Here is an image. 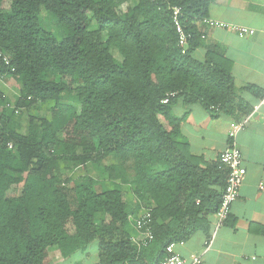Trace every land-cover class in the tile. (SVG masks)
<instances>
[{
  "label": "trees",
  "instance_id": "obj_1",
  "mask_svg": "<svg viewBox=\"0 0 264 264\" xmlns=\"http://www.w3.org/2000/svg\"><path fill=\"white\" fill-rule=\"evenodd\" d=\"M210 2L0 0V76L17 86L12 103L0 91V264H57L92 241L97 264H158L168 244L195 231L210 237L208 217L219 208L226 173L178 139L186 113L176 117L172 106L198 103L213 118L251 111L217 47L201 60L194 55L196 21L207 17ZM175 7L191 33L184 52ZM33 106L44 113L29 117L21 134L22 114ZM106 157L102 183L86 170L70 177L60 167L65 158L76 167ZM117 179L132 185L135 205ZM141 201L151 215L146 246L130 221Z\"/></svg>",
  "mask_w": 264,
  "mask_h": 264
},
{
  "label": "crops",
  "instance_id": "obj_2",
  "mask_svg": "<svg viewBox=\"0 0 264 264\" xmlns=\"http://www.w3.org/2000/svg\"><path fill=\"white\" fill-rule=\"evenodd\" d=\"M207 17L255 31L240 38L230 29L198 25L201 45L194 51L201 60L207 47L219 49L231 63L235 93L251 111L243 117L238 112H220L213 118L200 104L185 108L178 99L173 114L186 113L178 139L205 164H215L230 141L232 125L244 120L235 142L246 175L226 221L218 225L216 214L210 215L209 238L195 231L186 241L175 243L174 250L187 260L199 256L200 264H264V190L259 189L264 184V0H211ZM98 261L97 255L89 264Z\"/></svg>",
  "mask_w": 264,
  "mask_h": 264
},
{
  "label": "built area",
  "instance_id": "obj_3",
  "mask_svg": "<svg viewBox=\"0 0 264 264\" xmlns=\"http://www.w3.org/2000/svg\"><path fill=\"white\" fill-rule=\"evenodd\" d=\"M171 19L177 34V44L182 49V52L186 50L188 39L191 37V33L187 32L181 21V9L175 7L171 11ZM196 25H206L212 28L230 29L234 31L240 38L252 36L255 31L254 29L233 25L223 21H219L210 17H203L196 21ZM0 55H2L0 50ZM5 64H9L8 59L3 56ZM14 71V68H10ZM4 79V76H0V81ZM171 96L173 94H170ZM168 98L162 100L166 103ZM244 120L232 125L229 130L230 141L226 148L220 153L217 159V168L226 173L225 185L221 195L220 205L217 210L216 217L218 220V225L223 224L229 216L232 204L236 201L239 195V190L245 179L246 169L242 162V153L237 147L235 142V136L237 132L243 127ZM10 147V145H9ZM260 190H264V184L259 185ZM134 223L137 230L142 231L144 238L142 239V245L146 246L153 238V234L150 228L151 215L149 210H144L142 214L138 217H130ZM211 242V239L208 241ZM175 243H170L166 246V255L162 261L158 264H200L201 258L196 255L190 256L189 260L182 258L174 250ZM129 264V263H126Z\"/></svg>",
  "mask_w": 264,
  "mask_h": 264
},
{
  "label": "rangeland",
  "instance_id": "obj_4",
  "mask_svg": "<svg viewBox=\"0 0 264 264\" xmlns=\"http://www.w3.org/2000/svg\"><path fill=\"white\" fill-rule=\"evenodd\" d=\"M135 2V0H132V3ZM127 7V4H122L119 6V10L121 12L125 11ZM43 14H45V12H43ZM42 21H43V25L45 26V28H47L50 31H53L55 33V35L60 38L62 36V32H59L54 23L52 18H50L47 15H42ZM113 55L115 56V58L119 59L117 53L115 50H112ZM3 82L0 81V91L2 93H4L6 95V97L9 99L10 103L13 102L14 100V96L17 93V86L14 80H11V78L9 77H4V79L2 80ZM43 107V106H42ZM44 107H48L47 105H45ZM44 109V108H43ZM44 113V111L42 110L39 111V109H37L36 107H30L29 109H27L23 114H22V118H21V126L19 129V133L21 134H26L28 132V127H29V117L32 116H36L37 114L39 115ZM110 165V159L109 157L103 158L100 161H95L92 163L91 162H86L80 166H76L73 167L71 165V161H69L68 159H64L62 161H60V167L61 170L63 171V173H65L67 176H75L81 173H84L86 170V172H88L90 175H92L93 177H95V179H97V181L99 183H102V180H105L108 177V174L106 172L103 171V167H108ZM84 168V169H83ZM131 176L130 172L127 171V179H130L129 177ZM117 181H120V185L123 188V191L126 193V198L128 200L129 203H131L132 205H135L137 203V197L134 196V194L131 192V187L132 185L128 184V183H123L121 182L120 179H117ZM106 183V187H110L109 182H105ZM97 188L99 189V185L97 186ZM15 190H10L7 193V196H13L15 195ZM141 208L137 211L135 216H131L132 218L134 217H138L142 214V212L145 210L144 207H146L148 204L147 202H143L141 201ZM101 218H102V214H98L96 217V224L99 225L101 222ZM130 221H132V219L130 218ZM127 230L130 234H132L131 237H134V234L132 232V225L129 224V226L127 227ZM97 241H92L90 243H88L87 245H85L84 247H82L81 249L75 251L74 253H72L68 258L66 259H61L57 262V264H89L91 263L93 260L96 259L97 256Z\"/></svg>",
  "mask_w": 264,
  "mask_h": 264
}]
</instances>
